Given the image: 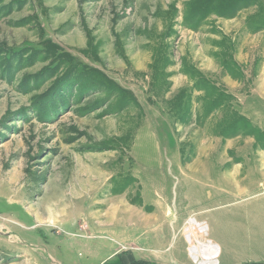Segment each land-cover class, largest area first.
<instances>
[{"label":"rangeland","instance_id":"374dc122","mask_svg":"<svg viewBox=\"0 0 264 264\" xmlns=\"http://www.w3.org/2000/svg\"><path fill=\"white\" fill-rule=\"evenodd\" d=\"M0 264H264V0H0Z\"/></svg>","mask_w":264,"mask_h":264},{"label":"crops","instance_id":"0c3cea01","mask_svg":"<svg viewBox=\"0 0 264 264\" xmlns=\"http://www.w3.org/2000/svg\"><path fill=\"white\" fill-rule=\"evenodd\" d=\"M161 228H162V229H161V232H162V230L165 228V225H162Z\"/></svg>","mask_w":264,"mask_h":264},{"label":"bare ground","instance_id":"6f19581e","mask_svg":"<svg viewBox=\"0 0 264 264\" xmlns=\"http://www.w3.org/2000/svg\"><path fill=\"white\" fill-rule=\"evenodd\" d=\"M99 178H101V174H99Z\"/></svg>","mask_w":264,"mask_h":264},{"label":"trees","instance_id":"16d2710c","mask_svg":"<svg viewBox=\"0 0 264 264\" xmlns=\"http://www.w3.org/2000/svg\"><path fill=\"white\" fill-rule=\"evenodd\" d=\"M236 9V8H235Z\"/></svg>","mask_w":264,"mask_h":264}]
</instances>
